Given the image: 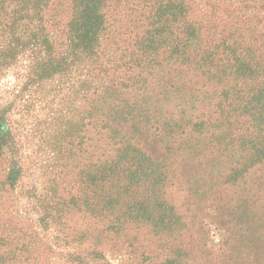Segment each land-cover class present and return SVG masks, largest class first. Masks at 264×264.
<instances>
[{
    "label": "rangeland",
    "instance_id": "rangeland-1",
    "mask_svg": "<svg viewBox=\"0 0 264 264\" xmlns=\"http://www.w3.org/2000/svg\"><path fill=\"white\" fill-rule=\"evenodd\" d=\"M85 2L0 0V264H264V0H103L83 53ZM187 11L247 77L154 57Z\"/></svg>",
    "mask_w": 264,
    "mask_h": 264
},
{
    "label": "trees",
    "instance_id": "trees-1",
    "mask_svg": "<svg viewBox=\"0 0 264 264\" xmlns=\"http://www.w3.org/2000/svg\"><path fill=\"white\" fill-rule=\"evenodd\" d=\"M85 1L86 2L81 5L83 6V9H81V11H77V17L71 23L72 27L70 30V35L72 36L73 40H77L78 43H80L79 47H81L82 52L88 53L89 51L93 52L94 50H96L97 42L99 41V38L102 35L101 31L103 26V15L100 13V9L98 7L100 6L101 1L103 2V0ZM167 1L172 4H175L177 0ZM163 2L164 1L160 2V4H163ZM172 4L171 7L173 6ZM171 7L168 6L167 8H165L167 11L171 12ZM167 15L170 16L171 14H166L163 17H166ZM187 15L188 11L183 17L184 19L181 22L182 24H180L178 33L175 36L174 41H168L165 39L166 35L164 33L160 34L158 44H162L163 46L160 45L159 47L152 48L151 52H153L154 49H162L163 53H156L154 57L159 58L161 55H163L164 58H162V60L166 61L167 57L176 54L178 55L180 61L189 62L191 68L195 65H201V73L203 74H208L212 72L211 69H213L214 67H216L217 70L220 71L221 74L224 76H226L227 73L239 76L242 73V76L244 77H247L250 74V63L247 64L243 62L238 64L239 67H236L235 65L231 64L230 60L231 57H234V55L238 53V50L242 48L241 46L243 45L244 41H241L240 38L234 40V42H228L229 39L219 41L217 37L210 36V38L209 35L205 38V32L203 31L202 26L201 29L197 26L193 27V21H189L186 19ZM173 16L175 19L177 18V15L173 14ZM168 22L169 20L165 19V23L167 24ZM79 26H81L80 30L76 31ZM209 34L213 36L216 35L212 34V31L209 32ZM194 38L196 39L199 45V47H197L195 50L198 49V51H200L201 49V56L193 55V51L191 50L192 46L190 42ZM167 43L169 44L167 45ZM217 52H220V54L217 55ZM149 53L150 51H147L145 54ZM156 60H154L153 62L152 60H150L149 62L154 63ZM222 60L225 61V64L221 63ZM140 64L144 66V63L141 62ZM253 66L254 65L252 64V67Z\"/></svg>",
    "mask_w": 264,
    "mask_h": 264
}]
</instances>
